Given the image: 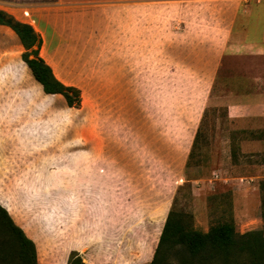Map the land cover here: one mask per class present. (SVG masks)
<instances>
[{
	"label": "rangeland",
	"instance_id": "374dc122",
	"mask_svg": "<svg viewBox=\"0 0 264 264\" xmlns=\"http://www.w3.org/2000/svg\"><path fill=\"white\" fill-rule=\"evenodd\" d=\"M26 17L18 21L38 33ZM29 50L0 25V203L34 241L38 264H149L174 195L192 228L232 214L238 234L264 235V143L250 142L264 131L206 104L205 82L65 80L81 90L68 107L33 82L21 61ZM65 51L41 43L39 56L57 69L91 53ZM38 123L44 136L27 137ZM2 255L0 264H19Z\"/></svg>",
	"mask_w": 264,
	"mask_h": 264
},
{
	"label": "crops",
	"instance_id": "0c3cea01",
	"mask_svg": "<svg viewBox=\"0 0 264 264\" xmlns=\"http://www.w3.org/2000/svg\"><path fill=\"white\" fill-rule=\"evenodd\" d=\"M0 10L18 20L23 10L35 16L41 43L61 58L91 50L57 69L44 59L62 82H205L206 104L250 123L241 128L264 131V0H0ZM77 70L85 76H68ZM25 133L39 140L46 128L38 123Z\"/></svg>",
	"mask_w": 264,
	"mask_h": 264
},
{
	"label": "trees",
	"instance_id": "16d2710c",
	"mask_svg": "<svg viewBox=\"0 0 264 264\" xmlns=\"http://www.w3.org/2000/svg\"><path fill=\"white\" fill-rule=\"evenodd\" d=\"M0 25L8 26L25 49L36 46L31 49L32 58L25 57L27 53L21 55L34 81L31 77L30 79L36 84L39 83L45 94H59L68 107H79L80 88L57 79L51 66L39 56L41 38L33 27L15 20L2 10H0ZM203 118L204 114L201 122ZM198 131L199 128L192 144L197 138ZM184 187L188 191V184L179 186L177 191ZM177 202V195H174L149 264H171L173 259L176 260V264H264V235L260 230H249L238 234L235 231L232 214L224 220L211 224L207 231L197 230L190 226V220L186 218H189L188 214L175 208ZM2 254L9 256L14 254L13 257L19 261V264H38L34 241L0 203V257H6Z\"/></svg>",
	"mask_w": 264,
	"mask_h": 264
},
{
	"label": "built area",
	"instance_id": "2783aa9c",
	"mask_svg": "<svg viewBox=\"0 0 264 264\" xmlns=\"http://www.w3.org/2000/svg\"><path fill=\"white\" fill-rule=\"evenodd\" d=\"M22 14H23L24 16H27V17H29V14H28V12H27V11H24V10H23ZM241 179H242V178H241Z\"/></svg>",
	"mask_w": 264,
	"mask_h": 264
},
{
	"label": "flooded vegetation",
	"instance_id": "af4514ba",
	"mask_svg": "<svg viewBox=\"0 0 264 264\" xmlns=\"http://www.w3.org/2000/svg\"><path fill=\"white\" fill-rule=\"evenodd\" d=\"M28 49H30V50H29V54H32V53H31V47H30V48H28Z\"/></svg>",
	"mask_w": 264,
	"mask_h": 264
}]
</instances>
